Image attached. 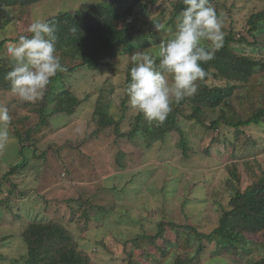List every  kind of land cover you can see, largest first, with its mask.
Here are the masks:
<instances>
[{
	"label": "rangeland",
	"instance_id": "obj_1",
	"mask_svg": "<svg viewBox=\"0 0 264 264\" xmlns=\"http://www.w3.org/2000/svg\"><path fill=\"white\" fill-rule=\"evenodd\" d=\"M172 1L160 0L149 6L146 13L137 11L138 27H145L147 22L152 24L160 15L164 16L165 25ZM100 2L46 0L23 11L1 9L0 42L29 34L28 28L37 17L46 20L60 12L86 10ZM220 8L224 17L223 36L233 31L247 37L249 43L256 45L240 44L237 46L240 53L264 63V33H260L257 41L247 33L248 20L264 10V0H220ZM168 28L171 27H165L161 36L169 35ZM152 43L155 42L151 38L148 41L137 38L130 47L136 51L138 46ZM155 49L153 45L136 52L149 50L155 55L158 52ZM3 57L5 53L0 52V59ZM131 65V56L121 55L97 71L82 67L55 81L56 91L70 88L82 104L72 115L51 118L50 129L35 134L40 140L37 147L41 157L35 159L33 147L28 146L20 153L16 124L14 130L9 127L11 139L0 146V179L11 166L31 161L25 173L5 182V193L0 194V199H6L9 190L17 185L14 189L17 193L9 199L20 201L22 210L42 220L66 217L62 223L69 224L80 248L90 256L91 264H127L132 249L124 246V241L144 231L155 235L162 222L177 227L192 224L203 233H211L223 212L229 210L235 191L245 190L264 177V122L238 130L224 124L212 129L211 123L218 118V113H212L203 117L206 127L203 128L191 118V108L186 105L178 121L187 135V154H183L177 132L153 144L136 134L132 140L129 135L139 113L128 101L126 111L122 105ZM249 82L248 90L242 87L236 90L234 102L226 107L228 117L246 120L262 106L264 72L257 73ZM209 85L225 83L211 79ZM18 100L12 91H0V107L14 105L20 113ZM99 105L116 124L101 129ZM34 119L38 120L36 116ZM36 124L32 121L30 127ZM17 129L24 133L27 128ZM20 193L25 197L18 199ZM70 199L85 203L89 200L88 205H105L111 210L106 221L99 222L94 219L97 210L86 208L83 213L86 211L88 218L85 219L78 202L70 209L67 203ZM4 209L0 206V241L2 237L10 238L0 242V264H12V259L23 262L28 250L20 238L22 222L12 223V214L4 213ZM71 210L77 212L78 219L67 223L73 218ZM177 227L173 229L182 231L183 228ZM166 229L165 236L175 241L176 232L171 225ZM261 235L255 237L257 242H261ZM158 244L164 245V241L159 240ZM206 245L208 250L202 264H251L264 258V246L260 243L250 246L252 252L243 258L225 253L212 256L216 254V244L206 242Z\"/></svg>",
	"mask_w": 264,
	"mask_h": 264
},
{
	"label": "trees",
	"instance_id": "obj_2",
	"mask_svg": "<svg viewBox=\"0 0 264 264\" xmlns=\"http://www.w3.org/2000/svg\"><path fill=\"white\" fill-rule=\"evenodd\" d=\"M42 1L46 0H0V10L13 8L23 11ZM159 1L101 0L98 5L86 10L72 9L46 19L57 26L56 52L64 71L58 72L50 79L48 86L36 100L21 101V103L18 100L20 113L16 106H6L11 116L9 127L14 130L17 125L16 138L21 154L28 146L30 149L33 147L35 159L41 157L37 147L40 140L35 134L41 132L42 129H50L51 118L60 114L72 115L82 104V101L72 93L70 88L56 91L55 81L63 80L64 74L75 72L82 67L94 72L121 55L131 56L136 51L153 45L158 51L159 44L166 41L169 36L163 37L161 32L165 27L174 29L176 17L185 7L182 0H173L171 13L166 19L165 25L162 21L164 16L160 15L162 17L153 19L152 24L147 22L145 27H138L137 11L142 10L146 13L149 6L155 5ZM210 4L215 8L222 21L224 17L220 8V0H210ZM156 25H163V28L158 31ZM262 32L264 33V10L250 17L247 33L257 41ZM24 36H31V33ZM137 38H143L145 41L151 38L155 43L140 45L139 49L135 51L130 46ZM18 39L19 36L0 42V52H4L6 55L0 59V91H11L10 83L5 80L7 72L11 70L7 50ZM243 43L256 45V43H249L247 37L241 34L237 35L233 31L223 36L222 46L216 51L214 59L202 65L208 75L203 81L198 82L197 92L186 97L179 104L173 103L163 122L149 123L139 113L136 117V124L134 123V130L129 135L133 137L132 140L136 139L134 137L136 134L141 135V140L146 139L150 144H153L157 141H165L170 133L177 132L181 138L180 145L183 154H187L189 151L187 135L185 130L179 126L178 121L179 114L183 113L186 105L191 108V118L203 128H206L203 117L212 113H218V118L211 123L210 128L212 129H218L224 124L238 130L241 127L260 125L264 122V94L262 106L248 119H234V117L227 116L226 107L234 102L236 90L240 87L248 90L251 78L257 73L264 72V63L257 62L240 53L237 46ZM133 66V64L130 66L127 74V86L130 83V69ZM211 79H214L215 82L225 83V85L211 86L209 85ZM127 101L126 94L122 104L124 111L127 109ZM98 103L101 104V101ZM22 110L27 112L22 113ZM99 110L101 129L116 124L114 118L102 110V105H99ZM33 116H36L38 120H32ZM32 121L37 122L34 127H30ZM19 126L26 127V131L24 133L19 131L17 129ZM30 163L29 159L10 167L0 179L2 186L0 194L5 193L3 190L5 182L25 173L30 168ZM234 176L236 177L237 173ZM12 184L14 186L16 183ZM14 189H17V185ZM14 189H7V191L9 190L8 196L6 199H0V206L5 208L4 213L12 214V223L22 222L20 238L28 251L23 262L20 259H12V264H91L90 256L80 248L73 231L68 227L69 224L62 223L66 217H56L50 220L38 219L32 215V212L22 210L20 201L14 202L15 199H13L12 202L9 199L14 196L15 192L17 193ZM22 197H25L23 193L17 196L18 199ZM75 202L79 203L81 209L79 211H82V217L85 216V219L88 218L86 211L83 213L86 208L90 209L91 207L97 210L94 219L99 222H105L111 210L105 205L99 206L94 203L88 205L89 200L85 203L79 199L67 201L70 209ZM46 203L49 205L47 201ZM72 215L73 218L71 217L67 223H74L78 219L77 212L72 211ZM167 225H171L172 229L177 227L172 223L162 222L155 235L144 231V233L124 241L123 245L132 249L127 258V264H202L208 250L206 242L216 244L214 252L216 254L212 256L225 253L242 258L248 257V254L252 252L250 246L259 243L264 246V177L245 190L237 189L235 191L229 202V210L223 212L218 226L209 234L199 231L192 224L185 227L178 224L177 228L183 229L182 231L172 230L176 232L174 241L165 236ZM259 234H262L261 242L255 240ZM7 237L10 238V236L2 237L0 242L7 241ZM159 240H163L164 245H159ZM135 251L139 252L135 254ZM251 264H264V258Z\"/></svg>",
	"mask_w": 264,
	"mask_h": 264
},
{
	"label": "clouds",
	"instance_id": "obj_3",
	"mask_svg": "<svg viewBox=\"0 0 264 264\" xmlns=\"http://www.w3.org/2000/svg\"><path fill=\"white\" fill-rule=\"evenodd\" d=\"M184 9L177 15L175 27L159 44L154 55L149 50L131 55L130 83L126 88L128 104L149 123L163 122L173 103L179 104L197 92L198 82L208 75L202 66L212 61L222 46V21L210 0H182ZM161 30L163 25H156ZM58 29L39 17L28 28L31 36H20L8 48L11 70L5 80L21 101L36 100L50 79L64 71L56 52ZM11 116L0 107V146L11 137Z\"/></svg>",
	"mask_w": 264,
	"mask_h": 264
}]
</instances>
